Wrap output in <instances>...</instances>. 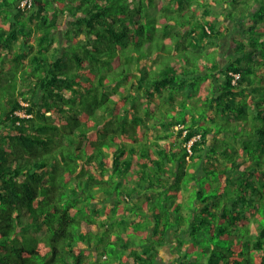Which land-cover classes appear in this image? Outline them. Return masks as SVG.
<instances>
[{"label": "trees", "instance_id": "trees-1", "mask_svg": "<svg viewBox=\"0 0 264 264\" xmlns=\"http://www.w3.org/2000/svg\"><path fill=\"white\" fill-rule=\"evenodd\" d=\"M21 1L0 0V264L170 242L167 264H264V0Z\"/></svg>", "mask_w": 264, "mask_h": 264}, {"label": "rangeland", "instance_id": "rangeland-1", "mask_svg": "<svg viewBox=\"0 0 264 264\" xmlns=\"http://www.w3.org/2000/svg\"><path fill=\"white\" fill-rule=\"evenodd\" d=\"M232 40H233V37L231 35H225L223 40L221 41L223 43V51H226V53H230L231 52V49H232ZM64 42V41H63ZM65 44V43H64ZM222 51V52H223ZM230 57V56H229ZM225 63V62H224ZM224 63H222L221 65H225ZM25 104V103H23ZM20 115H23L22 112H19ZM127 188H132L131 186H127ZM143 189L139 188V191L142 192ZM103 198V197H102ZM131 202H126L124 203V207H123V211L124 209H129V212L130 213H133L134 211V208H136L132 203L131 205L128 206V204H130ZM140 204V203H139ZM119 209V208H118ZM133 211V212H132ZM123 213V212H122ZM127 212H125L126 214ZM145 213H146V210H145ZM128 232H125V235H127ZM129 234V233H128ZM172 243L170 242V244H168V246H165L161 252H160V255L164 258L163 260V264H167L169 262V259H172V256L169 255L168 253V249L169 246H171ZM111 247L112 245L111 244H106V245H103V248L100 247L101 250H106V252L108 253V255H110V251H111ZM112 260H111V255L109 256V260L104 262V264H109L111 263Z\"/></svg>", "mask_w": 264, "mask_h": 264}, {"label": "clouds", "instance_id": "clouds-1", "mask_svg": "<svg viewBox=\"0 0 264 264\" xmlns=\"http://www.w3.org/2000/svg\"><path fill=\"white\" fill-rule=\"evenodd\" d=\"M24 1H25V0H22V1H21V5H22V6H24V5H26V4L29 5L28 2H27L28 0H26V2L23 3ZM233 77H234V78H237V77H238V74H233ZM19 112H20V111H17L16 114L20 115ZM23 115H24V114H23ZM191 143H192V140H189L188 143H187V149H188V150H189V146H190ZM103 257H105V256H103Z\"/></svg>", "mask_w": 264, "mask_h": 264}, {"label": "built area", "instance_id": "built-area-1", "mask_svg": "<svg viewBox=\"0 0 264 264\" xmlns=\"http://www.w3.org/2000/svg\"><path fill=\"white\" fill-rule=\"evenodd\" d=\"M25 2H26V0L23 3H25Z\"/></svg>", "mask_w": 264, "mask_h": 264}]
</instances>
